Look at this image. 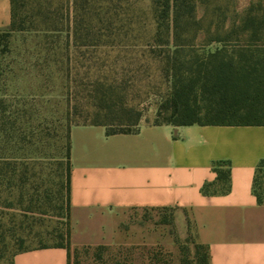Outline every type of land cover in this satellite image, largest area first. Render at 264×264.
<instances>
[{
    "label": "trees",
    "instance_id": "16d2710c",
    "mask_svg": "<svg viewBox=\"0 0 264 264\" xmlns=\"http://www.w3.org/2000/svg\"><path fill=\"white\" fill-rule=\"evenodd\" d=\"M11 3L12 21L9 29L0 31V53L9 51V38L15 32L27 31L47 39L55 37L49 41L51 46L46 53L54 51L67 56L68 79L70 47L74 46L79 53L73 68L87 87L89 106L85 119L92 120L75 124L105 125L107 134L139 130L143 113L128 104V85L118 66L125 58H131L140 63L137 71H148L146 60L155 61L160 77L168 83L154 124L264 125L261 1L251 2L240 14L230 0L225 3L223 0H11ZM201 6L207 14L212 8L216 18L205 24L198 14ZM61 40L62 48L55 44ZM212 44L217 46L212 49ZM59 48L62 51H57ZM2 74L0 68V77ZM7 92V89L0 92V205L41 217L47 216L51 207H65L70 220L72 125L58 153L47 152L43 149L45 141L41 138L36 141L35 131L9 109ZM263 167L264 159L254 179V192L260 203H264L259 188ZM214 169L217 177L203 185V193H227L231 186L230 164L218 161ZM199 244L205 249L203 264H211L208 246ZM48 246L70 249V226L66 243L32 248ZM23 250L27 249L17 252Z\"/></svg>",
    "mask_w": 264,
    "mask_h": 264
},
{
    "label": "crops",
    "instance_id": "0c3cea01",
    "mask_svg": "<svg viewBox=\"0 0 264 264\" xmlns=\"http://www.w3.org/2000/svg\"><path fill=\"white\" fill-rule=\"evenodd\" d=\"M11 21V0H0V31ZM70 140L72 246L113 242L127 209L169 208L181 231L193 224L211 264H264V203L254 192L264 125L143 123L107 134L105 125L73 124ZM218 161L230 164V190L204 194ZM69 256L67 247H35L14 264H69Z\"/></svg>",
    "mask_w": 264,
    "mask_h": 264
},
{
    "label": "rangeland",
    "instance_id": "374dc122",
    "mask_svg": "<svg viewBox=\"0 0 264 264\" xmlns=\"http://www.w3.org/2000/svg\"><path fill=\"white\" fill-rule=\"evenodd\" d=\"M230 1L239 14L251 2L264 4V0ZM212 11L211 8L207 14L204 6L199 8L198 14L205 24L216 18ZM53 40L55 37L47 39L27 31L15 32L9 38V51L0 53L3 73L0 92L7 89L9 109L35 131L36 141L40 138L45 141L43 149L56 154L66 141L69 126L92 118L85 119L88 90L73 68L79 53L74 46L70 47L72 62L68 79L67 56L54 51L46 53L51 46L49 41ZM2 41L7 44L4 38ZM55 44L64 46L62 40ZM216 46L212 44L210 48ZM133 61L125 58L118 65L128 85V104L141 109V124L154 123L159 105L168 92V83L160 77L155 61L146 60L148 71H137L140 63ZM83 71L81 68L80 73ZM259 176V188L264 194V167ZM175 217L174 209H127L121 214L113 242L74 247L70 241L69 264H203L205 249L199 244L193 224L190 222L187 231H181ZM69 226L65 207H51L48 215L41 217L25 214L17 207L0 205V264H12L15 252L21 249L66 243Z\"/></svg>",
    "mask_w": 264,
    "mask_h": 264
}]
</instances>
